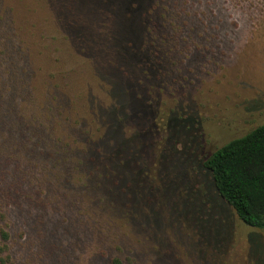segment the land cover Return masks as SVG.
Segmentation results:
<instances>
[{
    "label": "rangeland",
    "instance_id": "1",
    "mask_svg": "<svg viewBox=\"0 0 264 264\" xmlns=\"http://www.w3.org/2000/svg\"><path fill=\"white\" fill-rule=\"evenodd\" d=\"M160 1L147 21L151 60L140 65L118 53L117 21L93 15L109 9L94 0H0L6 264H264V231L246 226L190 167L264 125V0ZM184 110L200 126L177 122L188 133L174 146L183 154L162 164L165 121ZM152 122L155 137L133 165L101 161ZM182 159L192 169L182 185L200 184L194 203H183L207 217L203 231L178 222L161 201L167 189H153ZM101 166L111 172L96 191ZM142 169L139 184L133 173Z\"/></svg>",
    "mask_w": 264,
    "mask_h": 264
},
{
    "label": "trees",
    "instance_id": "2",
    "mask_svg": "<svg viewBox=\"0 0 264 264\" xmlns=\"http://www.w3.org/2000/svg\"><path fill=\"white\" fill-rule=\"evenodd\" d=\"M94 2L95 5L109 9L97 10L93 12V15L117 21L118 28L112 31L110 40L117 44L118 53L122 54L121 56L123 57L131 58L132 61L138 62L140 65L147 60L150 61L151 59L145 56L148 49L155 46V43L152 36H149L151 31L148 29L149 27L147 28V21L156 16V12L162 2L160 0H94ZM193 117L195 116L191 112L184 110L183 112L175 113L174 116H168V119H166L165 127L167 128L168 136L166 143L163 145L164 148L160 151L162 164L166 160L169 165L174 167L173 163H171V158L179 159L182 156L183 153L179 154L174 151V146L180 138L185 139L188 133L182 135L176 132L175 130L179 129V126L176 125L179 121L192 120V124L188 126L191 132L195 126H200L199 120H194ZM152 119L155 122L156 115ZM147 126L139 127L135 134L115 143L107 157L101 161L103 162L105 159L113 162V168L115 161H118L117 166L119 165L118 168L121 170L124 167L129 168L130 165H133L132 160L138 155L141 146L146 143L149 146V139L155 137L157 131L155 123L152 122L148 128ZM116 129H118L117 125L113 130L119 136ZM138 143H141L140 147ZM181 163L182 170L170 176L165 173L164 176H168V180L165 182L160 180L162 182L160 186L153 187L154 191H158L157 193H160V190H164V188L167 189L169 193H163L164 196L160 195L161 199L165 197L161 201L163 203L166 202V204L172 202L171 213L176 214L175 218L178 222H186L187 220L188 226L191 227L194 222H198L197 225L200 227L203 221H207L206 216H200L199 210L196 211L191 206V203H194L198 196L197 193H190V191L194 190L196 192L200 184L195 186L193 182L189 181L188 185H182L183 181L187 179L184 174H188L189 169L190 171L193 169V177L198 175L199 169H201L205 176H209L211 191L213 192L214 189L217 194L216 197L222 203L229 206L246 226L258 231H264V125H260L246 135L230 141L205 158L201 163L194 162L190 165L192 169L187 168L188 162H184L183 159ZM175 164L177 165V163ZM185 165L186 169H184ZM107 169L110 170V166L108 168L106 166L105 168H102V166L98 168V171L103 172V174L96 176L98 181L96 182V191H100L106 185L103 178L105 173L109 174L111 172H107ZM143 171L142 169L141 172L135 171L133 173L134 180L139 181V184H141L140 177L143 179L144 176ZM203 173L200 174L204 176ZM132 184H128V186L131 187ZM110 191L112 192L109 193L111 198H116L118 193H120L119 190L110 189ZM188 199L191 200V203H188L185 207L183 202ZM190 212L194 213V215H190ZM200 230H202L201 227ZM200 230L198 235L202 237ZM9 241L10 234L0 228V253L8 252ZM7 260L0 259V262L6 264ZM113 263L123 264L119 258L114 259Z\"/></svg>",
    "mask_w": 264,
    "mask_h": 264
}]
</instances>
